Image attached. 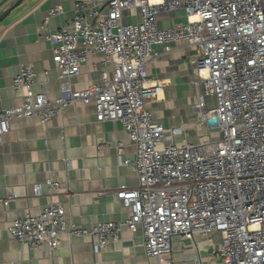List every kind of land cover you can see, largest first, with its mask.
I'll list each match as a JSON object with an SVG mask.
<instances>
[{
    "label": "built area",
    "instance_id": "1",
    "mask_svg": "<svg viewBox=\"0 0 264 264\" xmlns=\"http://www.w3.org/2000/svg\"><path fill=\"white\" fill-rule=\"evenodd\" d=\"M73 9L74 16L52 30L51 18L62 11L55 5L39 26L52 42L60 94L48 86L35 91L37 70L21 63L13 87L23 100L0 108V144L13 117L46 122L69 106L93 103L98 121H121L135 144V157L127 162L139 182L117 191L131 214L77 225L67 218L64 203L51 200L37 213L16 215L8 226L11 235L50 251L62 234L90 236L99 251L120 241L124 228L140 226L153 264H199L174 261L172 235L218 231L225 264H264V0H73ZM126 9H137L141 19L124 22ZM176 10L185 12L186 22L158 25L160 15ZM179 40L204 51L191 61L206 94L215 97L213 107H205L204 98L196 103L200 121L218 130L200 142H164L166 132L173 135L178 127L166 128L148 105L164 86L148 81V60L159 54L153 44ZM95 55L104 66L98 82L75 87L72 76ZM104 142L119 151L125 147L122 139ZM47 184L51 190L60 186L52 176ZM41 192L36 184L34 193ZM17 196L12 192L3 201L7 205Z\"/></svg>",
    "mask_w": 264,
    "mask_h": 264
},
{
    "label": "crops",
    "instance_id": "2",
    "mask_svg": "<svg viewBox=\"0 0 264 264\" xmlns=\"http://www.w3.org/2000/svg\"><path fill=\"white\" fill-rule=\"evenodd\" d=\"M16 1L0 0V14ZM55 5H60L62 11L50 20L53 30L74 16L73 0H21L0 22V108L22 102V93L15 91L13 78L25 62L37 70L35 91L48 86L53 95L60 94L52 42L39 31L47 10ZM141 17L137 9L124 10V22ZM186 20L185 12L176 10L160 15L158 25L171 27ZM153 48L159 54L148 60V81H162L164 86L148 105L166 128L178 127L173 135L166 132L164 142H200L216 135L218 130L200 121L196 107L201 98L206 101L205 107L215 106V97L206 94L201 74L191 61L203 56L204 51L187 40L155 43ZM103 67L100 55L91 57L82 64L80 73L72 76L73 84L83 88L98 82ZM127 136L121 121H98L93 103L69 106L46 122L38 116L11 118L10 129L0 144V262L153 264L155 258L146 253L140 226L137 230L124 228L120 241L99 251L94 249L90 236L62 234L58 248L50 251L20 243L8 229L16 215L27 210L37 213L51 200L64 203L67 218L77 225L130 216V208L117 195L122 185L133 187L139 182L134 165L127 162L135 157V144ZM109 139L124 140V150L104 142ZM50 176L60 182L57 190L49 188ZM36 184L41 185V194L34 193ZM12 192L18 196L6 205L3 200ZM221 242L218 231L209 236L196 233L194 238L175 233L171 256L176 263L197 259L199 264H225L219 253Z\"/></svg>",
    "mask_w": 264,
    "mask_h": 264
},
{
    "label": "water",
    "instance_id": "3",
    "mask_svg": "<svg viewBox=\"0 0 264 264\" xmlns=\"http://www.w3.org/2000/svg\"><path fill=\"white\" fill-rule=\"evenodd\" d=\"M21 2V0H17L14 4H12L9 8H7L6 10H4L1 14H0V22L4 19V17L10 13V11H12L14 9V7H16L19 3Z\"/></svg>",
    "mask_w": 264,
    "mask_h": 264
}]
</instances>
